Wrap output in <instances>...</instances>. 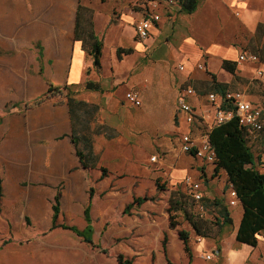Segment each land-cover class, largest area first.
I'll list each match as a JSON object with an SVG mask.
<instances>
[{
	"label": "crops",
	"instance_id": "crops-1",
	"mask_svg": "<svg viewBox=\"0 0 264 264\" xmlns=\"http://www.w3.org/2000/svg\"><path fill=\"white\" fill-rule=\"evenodd\" d=\"M80 6L94 8L91 0H0V115H4L0 122V176L4 180L0 264H119L117 256L120 254L134 264H264L262 233L255 246L237 241L244 208L241 201L230 206L227 171L215 173V163H205L180 149L183 134L200 135V131L196 124H187L184 114H177L180 94L184 88L193 87L196 96L189 98V103L197 113L211 117L213 110L207 95L215 92L214 80L227 86L228 91L249 89L252 94L246 95L247 99L264 108V99L256 94L264 89V63L237 62L242 53L249 51L232 33L239 29L253 35L264 24V0H199L197 11L190 15L182 13L177 4L162 13L161 21L151 27L146 40H140L135 29L137 22L144 18L139 12L113 5L97 13L93 9L94 25L95 19L98 23L94 33L103 44L101 63L106 77L101 78L88 74L93 71V59L82 39L76 36ZM125 32L130 36L127 45H122L115 35L127 37ZM120 47L134 51L119 58ZM141 58L144 59L143 67L139 68L141 72L131 80H124V75L129 74L136 60ZM225 60L237 63L235 75L223 69ZM200 64L204 69L198 68ZM181 65L184 70H179ZM89 76L91 80L97 78L102 85L101 92L88 96L89 101L101 104L105 122L121 135L126 133L128 138L123 139L139 147L142 153L139 159H134L142 165L143 171L128 181H124L122 172L114 174L103 165L97 170L82 166L71 140L73 118L69 103L59 100L56 94L36 108L23 109L26 103L47 94V82L77 86ZM126 84L129 89H140L141 106L130 104L124 95L115 97L119 86ZM120 107L139 110L138 119L128 124L133 132L128 133L124 127L125 118L114 120ZM126 110L129 111L122 109L123 113ZM165 120L167 123L163 125ZM199 123L208 132L206 122ZM135 127H139L137 132ZM147 128L154 137L160 138L154 140L152 135L145 136L143 131ZM260 132L249 135L248 145L256 156L255 166L264 174V136ZM165 134L170 137H164ZM165 151L170 154L162 159L161 171H155L149 155ZM102 167L107 170L105 177ZM93 171L95 177L90 180ZM49 177L56 179L50 190L48 185L39 184ZM186 177L202 182L206 200H218L227 207L232 224H221L215 229L210 226L206 237L196 236L188 222L189 229L181 227V222L171 228L166 209L173 192L184 193ZM69 178L77 180L76 184L66 187L65 191L70 187V194L79 192L80 180L82 187L85 183L92 184L91 218L93 242L97 247L69 229L51 230L53 204L61 189L59 180ZM28 179L35 181L28 185L34 188L33 192L21 186V182ZM162 179L171 187L167 195L157 189ZM60 194L61 213L57 223L69 224L62 210L65 194ZM147 194L165 200L145 202L133 208L130 214H124L128 204ZM49 199L52 200L49 202ZM96 215L99 224L94 223ZM69 226L84 230L87 222ZM180 230L191 234L190 254L179 237ZM164 237L167 238L166 252ZM8 240L10 242L3 245Z\"/></svg>",
	"mask_w": 264,
	"mask_h": 264
},
{
	"label": "trees",
	"instance_id": "trees-1",
	"mask_svg": "<svg viewBox=\"0 0 264 264\" xmlns=\"http://www.w3.org/2000/svg\"><path fill=\"white\" fill-rule=\"evenodd\" d=\"M156 1V0H155ZM175 1L181 8L182 13H186L190 15L197 11L199 6V0H173ZM91 8L80 6L78 9L77 16V24H76V36L77 39H82L84 42V48L86 46V41L90 43V46L86 49L93 59L94 67L101 68V57H102V40L97 38L94 33V22L93 17L91 16ZM260 28H264L262 24ZM133 49H122V47L118 48L119 58L123 55H130L133 53ZM259 54L256 53L261 62L264 63V49H259ZM223 69L236 74L237 71V63L234 61L225 60L222 65ZM49 85L47 94L39 97L29 103L25 104L24 110H30L36 108L38 105L44 104L48 98L58 92L60 87H57L52 82H47ZM86 86L89 91L97 92L101 91L102 87L95 82L87 81ZM214 91L217 95L221 97H225L226 92H228L227 86L218 83L214 80ZM67 103L70 106L72 118H73V136H71L72 143L76 147V155L82 164V166L87 169H96L98 167L97 163L99 157L95 155L93 152L92 155L93 161H89L86 156L85 150L80 148V139L76 136L75 124H74V109L76 105H86L87 102L84 101H73L70 99ZM88 105V104H87ZM96 108V107H95ZM233 108L232 105L228 103H224L223 109ZM15 109V108H13ZM12 109V110H13ZM4 115H0V121L3 119ZM249 133L248 130L241 126L238 118H233L225 124H221L219 126H214L210 132V143L215 150L216 153V172H220V170L227 171L229 186L232 190H234L242 202V206L244 208V216L241 221V225L238 232L237 241L240 243H245L247 245L255 246L257 244V237L260 233L264 232V174L255 166V154L251 147L248 145L249 141ZM115 136H108V139H113ZM88 147V149H90ZM87 149V147L85 148ZM102 176L105 177L107 170L102 167ZM4 183L3 178L0 176V210L3 199V186ZM158 191L163 190V186L160 185L158 181ZM94 199V189L90 188L89 191V201L84 210L85 221L87 222V227L84 230H80L76 226H69V224H58V216H60L61 208H60V200L61 194L58 193L56 200H54L53 211L54 216H52V227L51 230H55L57 228L69 229V231L75 232L76 235L83 237L86 243L95 245L93 242V233L94 227L92 225V201ZM193 198L185 193H182L181 190H177L173 192L170 201V208L168 209V213L170 215V226L171 228H176L180 225V222L176 219L178 218L177 214L174 213H182V216L186 222H188L197 236L206 237L208 236V232L211 227L204 219L200 218V216L189 209L191 205H193L194 201H192L190 205V200ZM157 199L155 197L145 196L136 198L134 202L128 204L125 207L124 214H130L131 210L136 207H140L145 202H153ZM202 202H206V205H214V207L219 208L220 213L224 220H222L221 224H232L233 219L231 218L230 212L227 207L220 201L216 200L215 202H210L203 198ZM189 235L188 231H179V237L181 241L185 244V249L188 254H190L189 247ZM10 242L4 241L3 245H7ZM163 246L165 252L167 251V238L164 237ZM107 253V252H106ZM117 260L119 264H134L131 259H126L123 255H118Z\"/></svg>",
	"mask_w": 264,
	"mask_h": 264
},
{
	"label": "rangeland",
	"instance_id": "rangeland-1",
	"mask_svg": "<svg viewBox=\"0 0 264 264\" xmlns=\"http://www.w3.org/2000/svg\"><path fill=\"white\" fill-rule=\"evenodd\" d=\"M122 1H123V3H122ZM91 2H92V6L94 7V8H91V12H92L91 16L92 17L94 15V10H96V13H97V10L104 9L105 7L107 9H110V7H112V5L115 6V8L116 7L117 8H123V9L127 8V9H129V11L139 12V14H142L144 17L147 16V14L150 13L151 11H155L156 13L162 15V13L164 11L168 10L169 8L172 9L173 6L175 7V5H171V3L168 2V0H156V1L155 0H91ZM153 2L154 3L156 2L157 7H155ZM115 10L116 9H114V12H115ZM111 12H113L112 9H111ZM111 12H109V13H111ZM96 13H95L94 17H96ZM102 15H104V14H102ZM113 18H115L114 15H113ZM113 22H115V21L112 20V23ZM97 25H98V23H96V19H95L94 29ZM260 26L258 29H256V31L253 35L248 33L245 30L242 31L239 29H237V31L233 30V32L232 31L231 32L235 36L237 42H240L241 44H244L247 46L246 50H248L252 54H256V53L259 54V52H258L259 49L260 50L264 49V28H260ZM125 35L127 37H124L122 35H115V39L120 41V44L127 45L130 33L125 32ZM224 35L225 34L221 35L220 38L223 39L222 36H224ZM89 46H90V43L86 41L85 48L87 49ZM124 49H129V48L126 47ZM124 56H128V55H123V57H121V58H125ZM146 60H147V58H146ZM237 62L250 63V62H246V61L242 62L240 60H238ZM143 65H144V59L143 58H141L139 60L137 59L135 62L134 69L129 74L127 73L124 75V80H128V79L131 80L133 75L141 72V70H139V68L143 67ZM250 65H254V64L250 63ZM103 72H104L103 66H101L100 69L94 67L93 71H91L88 74L90 75L91 73H93L94 75L97 76V78H99V77L101 78L102 76H105L103 74ZM97 78H96V80H91V78L89 76L87 81L89 80V81L98 83L102 87L101 83L98 82ZM86 82H84L83 84L77 85V86H73V85L72 86H68V85L57 86L60 88L58 89V92L57 91L55 92V94L59 100L62 99L65 102H68L70 99H72L73 101H76V102H79V101L87 102L88 105L87 104L86 105H76L75 109H74V112H75L74 124H75V130H76V135H77L76 137L80 139V141H79L80 148L82 150H85L87 159L89 161H91V160L93 161L92 155L90 154L91 152H93L95 155H97V157H99L100 161L98 160V163H97L98 169H100L99 167H101V165H103L104 167H108L109 170L112 171V173H114V174H115V171H119V173L122 172L123 174H125L124 181H128L134 175L136 176L137 173L143 171L142 165L135 162V159H134L135 157H136V159L137 158L139 159V154L140 155L142 154L140 151V148L136 147L135 145H130L128 141L124 140V139L128 138V135H126L125 132H124L125 134L123 136L120 134L119 130H117L113 126L108 125L105 122V119L101 113V109H102L101 104L93 103V102L89 101L88 96L90 94H92L93 91H89V89L86 86ZM113 83L114 82H112V84ZM263 85H264V83L262 81V88H264ZM133 89H137V88H133ZM129 90H132V89H129L128 84L123 85V86H119V88L115 92V97H122L124 95V97L126 99V93ZM137 90H140V89H137ZM231 91L237 92L238 90H231ZM240 91L245 92L244 89H241ZM97 92L99 93L101 91H97ZM245 93H246V95L252 94L249 89ZM256 94L259 97H261L262 99H264V89L260 93H256ZM49 99H50V97L48 98V100ZM126 101H128V100L126 99ZM125 108L128 109L129 111L126 110L123 113L122 109H125ZM120 109H121V111L119 110L118 114H114V116H113L114 120L118 121L119 118L120 119L122 117L125 118V122L123 124H124V127L126 128L127 132L129 133L132 131V128H130L128 125L129 122H131V120H135V119L137 120L138 116H140L141 114H140L139 110L136 108L120 107ZM165 119H167V118H165ZM167 120L163 121V125H165L164 123H167ZM195 124L198 127V130L200 131V135H204L205 133H207L206 127L203 128L202 127L203 125L200 126L199 121ZM133 129L137 132V130H139V127H135ZM143 132H144L145 136H151L152 135L149 128L145 129V131H143ZM261 133H262L261 136H264V128H263L262 132H260V134ZM111 135L115 136L113 138V140H115V141H112V142L109 141V140H112V139H108V136H111ZM129 136L131 137V135H129ZM163 136L164 137H170L168 134H165ZM159 138H160L159 136H155V137L153 136L154 140H158ZM118 140L120 141V143ZM90 146H91V148L88 149V147H90ZM141 146H143L142 143H141ZM86 147H87V149H85ZM169 154L170 153L165 151V152H160V154H159V152H157V153L155 152L152 155L151 154L149 155V159L151 156H154V155H156V156L158 155L161 157V158H159L157 163H152L150 161L151 166L154 167L153 169L155 171H161L162 161L164 160L165 155H169ZM180 162L184 163L183 161H180ZM47 163H50V162H47ZM261 171H263V170H261ZM91 173L92 174H91L90 180H93V177H95V172L93 171ZM84 180H86V179H84ZM6 181L8 182V180H6ZM59 181H58L59 182L58 186L61 188L59 190V192L60 193L64 192V194H65L64 195L65 199L63 200V207H62V210L66 212V214L64 216V220L66 223H69V225L70 224H73V225L76 224L78 226V223H80L81 221L82 222L85 221L83 210L87 204V201H89V189H90V187H92L91 186L92 184L88 186L85 183L84 187H82L83 186V184L81 182L82 180H80L79 184H81V185H79V187H78L79 192L77 194L75 192L70 194L69 193L70 187L67 188L68 192L65 191V189L67 186H70L71 183L76 184L77 180L76 179L70 180V178H69L66 181L65 180L64 181L59 180ZM195 181H196V179L191 178L189 183H192ZM31 183H35V181L28 179L26 181L21 182V186H22L23 190L33 192L34 188L28 187V185ZM39 184L48 185L47 189L50 190L52 185L56 184V179H54L53 177H49L47 180L42 179L41 181H39ZM160 185L163 186L162 187L163 190H161L159 192L160 194H166L167 191L170 190V188H171L166 182H164V179L160 180ZM98 186H100V185H98ZM183 188H184V191H183L184 193L191 194V191L189 189V185L186 182H184ZM174 190H176V189H174ZM147 196H148V194H147ZM68 197H70L71 199ZM156 199L158 201L159 200H165L163 198L160 199L159 197H156ZM51 200L52 199H49L48 201L50 202ZM66 200H67V203H66ZM170 201H171V199H170ZM170 201L168 203V207H167L166 211H168V209L170 208ZM192 201H194L193 205H191ZM66 204H70V206L66 207L65 206ZM206 204H207L206 202H198V201L192 199V200H190L191 206L189 207V209H192V211L194 213L198 214L200 217L205 218L206 221L208 222V224L213 229L219 228V226L222 223V220H224V218L222 217V215L220 213L219 208L214 207V205H206ZM68 211H70V212L68 213ZM174 214H177L178 218L176 220L181 222V224H182L181 227L188 228L187 222H185L183 220L184 218L182 216V213H174ZM93 218H95L94 223L99 224V222L96 221V219H98L97 215ZM92 224H93V222H92ZM13 226L15 228L16 224H13ZM2 232H4V231H2ZM12 234L16 235L17 233L14 234V232H13ZM194 234L196 235L195 232H194Z\"/></svg>",
	"mask_w": 264,
	"mask_h": 264
},
{
	"label": "built area",
	"instance_id": "built-area-1",
	"mask_svg": "<svg viewBox=\"0 0 264 264\" xmlns=\"http://www.w3.org/2000/svg\"><path fill=\"white\" fill-rule=\"evenodd\" d=\"M168 2L171 3V5H177L173 0H168ZM154 5L157 7L156 2ZM160 21V14L155 11L148 13L147 16L137 22L135 26L138 38L140 40L148 39L151 27ZM239 60L242 62H250L251 64L261 63L260 57L250 52L242 53ZM198 68L204 69V66L200 64ZM179 70H184V66H179ZM194 96H196V90L193 87L184 88V91H182L178 99L177 114L178 116L184 114L185 121L188 125H193L198 121L206 122L205 125L208 127V132L202 136L195 135L192 132L185 135L183 134L180 139V148L185 154H191L205 163H215L216 153L209 141L210 132L214 126L225 124L233 118H238L241 126H244L249 134L262 131L264 128V108L250 102L245 92L228 91L225 97H221L215 92L209 93L207 95V100L213 110L211 117L209 114H199L195 111L188 101L189 98ZM126 99L136 107L142 105L141 95L137 89L129 90L126 93ZM224 103L232 105L233 108L223 109ZM150 160L152 163H157L159 157L154 155L150 157ZM190 180V177H186L184 182L189 185L191 197L198 202H202L204 198L202 193V182L195 181L189 183ZM229 194L231 198L230 206L237 205L240 199L236 192L231 189ZM262 235L264 237V232H262ZM208 258H210V256H208Z\"/></svg>",
	"mask_w": 264,
	"mask_h": 264
}]
</instances>
